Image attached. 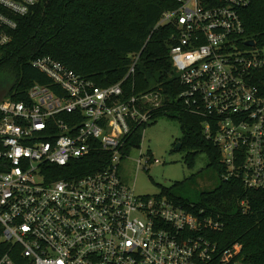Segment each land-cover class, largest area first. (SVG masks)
I'll list each match as a JSON object with an SVG mask.
<instances>
[{
	"label": "built area",
	"instance_id": "2783aa9c",
	"mask_svg": "<svg viewBox=\"0 0 264 264\" xmlns=\"http://www.w3.org/2000/svg\"><path fill=\"white\" fill-rule=\"evenodd\" d=\"M251 1L176 0L161 14L152 32L174 29L168 55L181 87L175 97L156 84L124 97L122 84L141 52L108 87L49 56L31 62L48 85H32L26 101H0V241L9 246L0 264H240L239 245L219 255L207 238L223 227L218 215L136 195L118 167L139 149L134 133L158 112L181 108L202 120L204 138L218 148L222 181L264 190V50L239 46V11ZM38 3L0 0V46ZM93 153L107 154L100 170L56 177V168Z\"/></svg>",
	"mask_w": 264,
	"mask_h": 264
},
{
	"label": "trees",
	"instance_id": "16d2710c",
	"mask_svg": "<svg viewBox=\"0 0 264 264\" xmlns=\"http://www.w3.org/2000/svg\"><path fill=\"white\" fill-rule=\"evenodd\" d=\"M176 7V0H39L29 15L17 19L11 41L0 46V80L9 84L3 99L26 101L32 85H48L47 78L31 65L37 58L49 56L97 87H108L124 79L130 55L139 52L135 73L122 84L124 97L151 90L154 84L175 97L181 87L168 55L174 29H152L163 12ZM239 14L244 27L240 48L247 49L245 42L252 40L255 48L264 50V0H252ZM162 116L179 124L182 136L173 146L181 143L179 152L185 153V162L191 166L199 154H205L207 168L215 170L218 183L202 192L198 203L173 195L182 182L162 187L159 196L175 205H193L218 215L223 227L207 238L216 244L219 255L239 245L236 259L240 264H264V190H248L240 179L221 180L224 170L219 150L204 138L201 119L174 108L158 112L148 126ZM140 139L134 133L132 146L138 148ZM105 157L107 154L93 153L73 161L65 169L56 168V177L94 173ZM4 166L0 159V173ZM8 247L0 241V257Z\"/></svg>",
	"mask_w": 264,
	"mask_h": 264
},
{
	"label": "rangeland",
	"instance_id": "374dc122",
	"mask_svg": "<svg viewBox=\"0 0 264 264\" xmlns=\"http://www.w3.org/2000/svg\"><path fill=\"white\" fill-rule=\"evenodd\" d=\"M7 86L9 84L0 88V101ZM139 136L142 138L139 149L130 151L118 167L122 182L133 188L136 195L158 196L162 187L170 188L182 182L173 190V195L190 203H198L202 192L217 185V173L207 168L205 154H199L194 164L189 166L184 160L185 153L174 150L173 144L182 136L177 121L162 116L155 124L143 128ZM147 157L151 158L149 164L145 169L139 168L138 161L144 164ZM152 158L158 160L159 164H154Z\"/></svg>",
	"mask_w": 264,
	"mask_h": 264
},
{
	"label": "water",
	"instance_id": "95a60500",
	"mask_svg": "<svg viewBox=\"0 0 264 264\" xmlns=\"http://www.w3.org/2000/svg\"><path fill=\"white\" fill-rule=\"evenodd\" d=\"M245 46L246 47H254L255 46V43L254 41H247L245 42ZM0 85H2V82L0 81ZM181 149V143L180 142H177L176 145L174 146V150L175 151H179Z\"/></svg>",
	"mask_w": 264,
	"mask_h": 264
},
{
	"label": "flooded vegetation",
	"instance_id": "af4514ba",
	"mask_svg": "<svg viewBox=\"0 0 264 264\" xmlns=\"http://www.w3.org/2000/svg\"><path fill=\"white\" fill-rule=\"evenodd\" d=\"M1 81V80H0ZM3 82V81H1ZM8 85V83L6 81H4V83H2V85H0V88H5V86ZM8 87V86H7Z\"/></svg>",
	"mask_w": 264,
	"mask_h": 264
}]
</instances>
